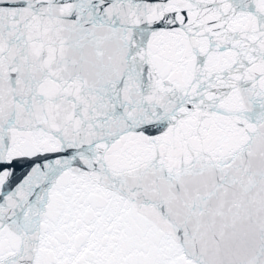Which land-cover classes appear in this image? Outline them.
<instances>
[{
  "label": "snow or ice",
  "instance_id": "obj_1",
  "mask_svg": "<svg viewBox=\"0 0 264 264\" xmlns=\"http://www.w3.org/2000/svg\"><path fill=\"white\" fill-rule=\"evenodd\" d=\"M0 264H264V0H0Z\"/></svg>",
  "mask_w": 264,
  "mask_h": 264
}]
</instances>
